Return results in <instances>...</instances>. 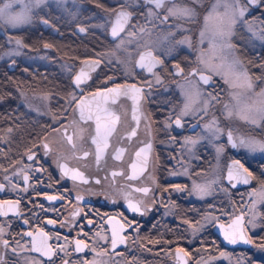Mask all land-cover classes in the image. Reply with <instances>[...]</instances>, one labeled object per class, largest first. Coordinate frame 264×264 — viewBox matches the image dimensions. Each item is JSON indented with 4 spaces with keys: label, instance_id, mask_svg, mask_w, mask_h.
<instances>
[{
    "label": "flooded vegetation",
    "instance_id": "obj_1",
    "mask_svg": "<svg viewBox=\"0 0 264 264\" xmlns=\"http://www.w3.org/2000/svg\"><path fill=\"white\" fill-rule=\"evenodd\" d=\"M213 3L176 0L194 7L195 19L170 17L161 23L164 10L145 0H49L33 15V30L21 35L0 31V264H201L205 252H244L247 264H264L258 254L264 245V204L254 229L239 205L248 188L264 185V157L248 161L238 152L233 125L220 110L225 75L247 72L252 82H264V3L242 0L248 10L234 28V48L212 53L207 40L200 43V31ZM122 5L131 16L125 31L114 37L116 17L110 10L120 11ZM149 8L159 18L149 16ZM42 20L51 27L46 29ZM11 35L21 40L22 52L13 53L17 46H9ZM185 38L191 46L176 43ZM146 43L163 61L153 72L136 63ZM202 50V59L219 71L201 63ZM234 59L240 63L229 72ZM92 62L95 66L89 67ZM81 69L88 78L77 86ZM202 75L211 77L208 83ZM116 85H135L140 91L107 92ZM204 87L214 90L224 126L218 143L225 149L220 169L212 170L216 181L208 197L194 195L195 181L214 167L218 152L204 139L209 115L203 101L189 100L193 88ZM186 103L188 114L181 116ZM97 116L102 126L119 117L107 148L97 137ZM258 130L264 133V124ZM93 137L103 149L99 160ZM194 139L199 141L189 142ZM236 159L252 173L250 184L226 180L227 167ZM129 202L140 211H132ZM240 216L243 223L232 230L252 242L228 245L221 231ZM114 230L125 238L115 248ZM45 238L53 249L50 256L33 247L34 240ZM78 240L87 245L80 251ZM224 263L215 257L211 262Z\"/></svg>",
    "mask_w": 264,
    "mask_h": 264
},
{
    "label": "snow or ice",
    "instance_id": "obj_2",
    "mask_svg": "<svg viewBox=\"0 0 264 264\" xmlns=\"http://www.w3.org/2000/svg\"><path fill=\"white\" fill-rule=\"evenodd\" d=\"M14 2H22V0H7L6 3H4L2 6H0V19H4L7 23L12 24L13 26L25 22L27 19L26 12H19V13H13L11 11L12 5ZM43 2V0H36L37 5ZM192 3H198L199 0H191ZM146 4L153 5L155 9H162L165 12V15L161 19V23L167 22L169 18H175L178 20H187L191 21L195 19L196 17V10L194 7L184 5L179 6L176 4V0H145ZM251 4H258V3H264V0H250ZM168 5H171L170 7ZM27 6L25 5V8ZM125 5L121 6L120 11L116 10H110L113 15H115L116 20L115 23L112 26V35L114 37L118 36L121 32L125 31V25L128 23L129 17L131 16L130 12H127L124 10ZM248 10L247 5L242 3V0H215V3L212 4L211 9L207 13V15L204 16V25L203 28L200 31V43H204L206 40L209 45V51L212 53L224 52V51H231L234 48V45L231 43V37L234 32V28L238 21L245 15V12ZM148 15L152 17L159 18V13L154 11L153 8L148 9ZM47 23V21H45ZM251 27V25H250ZM81 31H85V29L81 28ZM141 32H144L145 29L141 28ZM130 36L135 35V33H129ZM171 35V33H169ZM261 39H264V35H261ZM17 43L19 44L20 41L17 40ZM123 43V41L121 42ZM176 43L182 44V43H189L188 38H185L184 40L177 41ZM45 47H50V45H45ZM143 47L146 49L143 52L139 53V60L136 62L137 65L142 68L146 69L148 72H153V69L156 67L157 64H162L163 61L160 60L158 57L153 55V46L151 44L146 43L143 45ZM204 55L203 50L201 51V63H204L206 67L210 68L212 71H219L218 66H212L209 65L206 61L202 59ZM87 63V62H86ZM239 60L234 59L230 65H228L229 72H231L238 64ZM95 62H92L89 67H94ZM179 69V65H176ZM182 71V70H181ZM195 71V69L193 70ZM222 75H225L221 73ZM87 73L84 71V69H81L80 74L76 77V84L79 86L82 80L87 79ZM159 79V77H157ZM201 79L204 81V83H208V81L211 79V77L208 76H201ZM226 83H229L232 87H246L247 90L253 89V84L251 81V78L248 76L247 72H244L242 74H238L236 76L235 80H229L227 79V75H225ZM237 81H241L240 84H237ZM140 89H137L135 85H116L114 89H107V92L114 93L115 95H128L129 92H136L138 93ZM96 95H100L97 93ZM261 99L258 102H254L253 105L248 104H241L239 95H234V98L237 100L236 105V111L235 113L229 106H225L227 109V115L232 116L233 114L239 116L241 119L244 120H250L252 123H256L257 120H264V90H262L260 93L257 94ZM133 99L135 100L136 97L133 96ZM189 110V104L186 103L185 107L181 113V116L187 115ZM105 112H107V109H104ZM135 111V109H134ZM135 118V116H134ZM81 119H85L84 115V109L81 107ZM87 119L91 120L92 115L89 114ZM119 119V117H114V119L111 121V123H105L103 126L101 124V117H96V133L97 137H101L104 140L103 148H107V136L111 134V131L114 130V124ZM175 123L177 125H180L181 119L180 116L176 118ZM215 124V120H213L212 125ZM212 125H205L206 128H211ZM103 127V132H102ZM219 131V129H217ZM135 132H133V135ZM230 141L232 140V134L231 132L228 133ZM97 137H93V143L97 144V160L100 159V153L103 151L101 148V145L97 141ZM68 141L71 143L72 137H68ZM191 143H195V141H189ZM240 146L243 147H249L252 149H255L256 147H259L261 150H264V143L257 142L255 140H240L239 141ZM75 146V145H73ZM237 144L233 143V147H236ZM47 147V145H45ZM150 147V145H149ZM143 151V149H141ZM87 155V153H85ZM140 153H137V156H139ZM119 158V157H117ZM29 159H32L31 156H29ZM234 165L238 166L235 168V175L233 172V168H229V180L236 178L241 179L243 183L247 184L249 182V178L252 177V173L248 171L247 168H244L242 164H240L239 161H234ZM241 169L243 170L241 172ZM115 175V173L113 174ZM76 177L73 176V179ZM25 179H28L27 176H25ZM3 187V186H0ZM179 187V186H177ZM200 191H205L204 187L196 186ZM143 191H147V189H144ZM261 199H264V191L260 193ZM50 199H54V197H50ZM128 207L134 211L139 212L140 208L138 205L133 204L129 202ZM243 217H237L236 220L233 222V225L229 226L228 230H225V239L228 240L230 243L235 244L237 243L238 239L244 240L246 243H251V239H245L243 233L241 232L239 235L232 230L233 226L237 223H239ZM49 223H53V221H49ZM123 226H121V229ZM28 235H31V233H28ZM46 237L47 234H44ZM124 237H121L118 235L117 231H113L112 235V247L115 248L118 243L124 242ZM7 245V241L4 242ZM77 244V251L82 250V246L86 247L87 245L83 241H76ZM33 247L35 251L37 252H43L44 255H52L53 249L50 245L47 244L46 238L41 240L39 243H37L35 240L33 241ZM261 247H264V245H261Z\"/></svg>",
    "mask_w": 264,
    "mask_h": 264
},
{
    "label": "rangeland",
    "instance_id": "obj_3",
    "mask_svg": "<svg viewBox=\"0 0 264 264\" xmlns=\"http://www.w3.org/2000/svg\"><path fill=\"white\" fill-rule=\"evenodd\" d=\"M49 0H43L40 4L37 5L36 0H22V2H14L12 5L11 11L13 13H19V12H26L27 19L23 23H19L15 26H13L10 23H7L4 19H0V31H13L21 29L22 27L34 25L32 22L34 20L33 15L36 14V10L40 8L41 5L46 4ZM7 0H0V6H2L4 3H6ZM25 5L27 6L25 8ZM255 33V31H254ZM9 39V46H12L13 49L15 46H17V50L13 51V53H20L22 52V49H18L20 46L17 43V39L14 38L12 35L11 37L8 36ZM21 41L20 39H18ZM12 49V50H13ZM248 74V73H247ZM250 77V76H249ZM251 78V77H250ZM236 77H231L229 80H235ZM241 81H237V84H240ZM252 90H247L246 87H232L229 83L226 85V87L221 88V91L223 92L222 95H224L223 101L220 103V110L224 112V115L227 119V121H231L232 128L235 133L236 139L238 140V152H243L244 156L247 158L248 161H252L254 158L262 156L264 157V150H261L259 147H256L255 149L249 148V147H243L240 146L239 141L240 140H255L260 143H264V133L259 132L258 129L263 128V122L264 120H257L256 123H252L250 120H244L241 119L239 116L233 114L231 117L227 115V109L225 106H229L235 113L236 111V105L237 100L234 98V95H239L241 104H248L253 105L254 102H258L261 98L257 95L262 90H264V82L261 83H254ZM194 91L189 93L191 102H195L196 100H202L203 101V109L205 114L209 115V120L207 121L206 125H212L213 120H215V124L212 125L211 128L205 127V133H204V139L209 142V144L218 152L217 155V161L214 167H211L208 172L204 174V176L201 178H197L195 181V196L204 195V197L211 196L212 192L214 191V177L212 170L213 168L217 171L220 169V162L223 160V157L225 155V149H222L218 143V140L223 136L224 132V126L220 124L218 121V116L216 114V111L218 110V107H215L214 102V90L213 89H207L206 87L201 88H193ZM190 102V104H191ZM247 127V128H246ZM219 129V131H217ZM192 141H195L194 144H196L199 139H194ZM187 173V168H185ZM196 186H201L205 188V191H200ZM264 191V185L262 184L259 187L256 188H248L244 192V196L240 198V204L242 205L246 210L249 217L248 227L250 229H254L256 225L259 223L260 219V207L264 204V199H261L260 193ZM238 206V205H237ZM239 207V206H238ZM237 207V208H238ZM238 211V210H237ZM211 219V217L208 218V220ZM198 228V227H196ZM196 230V229H195ZM194 230V232H195ZM246 230V228H245ZM249 230V229H248ZM237 255L233 256V254L229 252H222L219 255H210L206 254L203 258V262L201 264H211L212 258L215 257L216 260L219 261H225L224 264H247V258L245 256L244 252H238ZM258 254H262L264 256V247H261L258 249ZM233 256V257H232Z\"/></svg>",
    "mask_w": 264,
    "mask_h": 264
},
{
    "label": "water",
    "instance_id": "obj_4",
    "mask_svg": "<svg viewBox=\"0 0 264 264\" xmlns=\"http://www.w3.org/2000/svg\"><path fill=\"white\" fill-rule=\"evenodd\" d=\"M259 4V3H258ZM258 4H254V5H258ZM45 21H47V20H42V23L44 24V26H45V28L46 29H48V28H50L51 27V23L50 22H48L47 21V23H45ZM52 31H56V29H52ZM233 143H236V142H234L233 140L230 142V144L231 145H233ZM234 161H239L240 162V164H242L243 166H244V168H246V166L240 161V160H238V159H236V160H234ZM234 161H231L230 163H229V165H228V167H227V171H226V180L227 181H231V180H229V178H228V176H229V168L230 167H232L233 168V172H234V175H235V168L236 167H238V166H236V165H234ZM243 170L241 169V172H242ZM233 179H235V183H233V185H236V186H242V185H247V184H250L251 183V180H252V177L251 178H249V182L247 183V184H245V183H243V181L241 180V179H236V178H233ZM241 217V216H240ZM243 219L240 221L241 223H243ZM238 224V223H237ZM221 234H222V238H223V240H224V242L226 243V244H228V245H239V244H250V243H246L244 240H240V239H238V241H237V243H235V244H232V243H230L228 240H226L225 239V233L223 232V231H221ZM238 235L240 234V232H238L237 233ZM245 238V237H244ZM183 260V262L185 263L186 262V260L185 259H182Z\"/></svg>",
    "mask_w": 264,
    "mask_h": 264
},
{
    "label": "trees",
    "instance_id": "obj_5",
    "mask_svg": "<svg viewBox=\"0 0 264 264\" xmlns=\"http://www.w3.org/2000/svg\"><path fill=\"white\" fill-rule=\"evenodd\" d=\"M42 13V12H41ZM43 14V13H42ZM38 15H39V13H38ZM45 15V14H44ZM42 16V15H41ZM38 27V26H37ZM40 30H41V28H40V26L38 27ZM37 28V29H38ZM31 30H33L32 29V26H27V27H25V28H22V29H19V30H13V31H11V33H13V34H19V35H21V33L22 32H29V31H31ZM36 30V29H35ZM27 34V33H26ZM26 34H24V35H26ZM25 37V36H24ZM23 39H25V41H27V42H29V38H27V37H25V38H23ZM262 211H263V220H262V223H264V207H263V209H262ZM191 221V220H190ZM262 242H264V240H262Z\"/></svg>",
    "mask_w": 264,
    "mask_h": 264
}]
</instances>
